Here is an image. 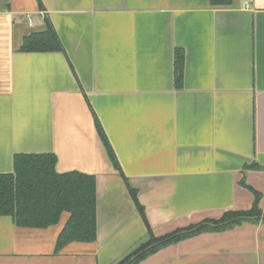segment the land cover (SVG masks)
Masks as SVG:
<instances>
[{
	"label": "crops",
	"instance_id": "0c3cea01",
	"mask_svg": "<svg viewBox=\"0 0 264 264\" xmlns=\"http://www.w3.org/2000/svg\"><path fill=\"white\" fill-rule=\"evenodd\" d=\"M51 23L59 52L24 53ZM182 52V75L177 58ZM264 210V0H0V174L19 154L97 180V240L57 251L0 216V264H115L149 239ZM144 241V242H142ZM139 264H264V218L170 244Z\"/></svg>",
	"mask_w": 264,
	"mask_h": 264
},
{
	"label": "trees",
	"instance_id": "16d2710c",
	"mask_svg": "<svg viewBox=\"0 0 264 264\" xmlns=\"http://www.w3.org/2000/svg\"><path fill=\"white\" fill-rule=\"evenodd\" d=\"M212 7H229L234 0H208ZM62 45L51 23L44 32L23 38L19 48L24 53H50L62 51ZM184 55L177 58V70L182 75ZM95 117L96 128L116 170L124 178L129 192L148 228L149 239L115 264H139L163 247L205 232L223 231L264 218L260 203L262 195H255L253 207L248 211H229L220 220H210L178 230L173 234L155 237L138 201V192L122 173L107 135ZM55 154H19L14 158V171L0 174V216L11 217L21 228L47 229L57 225L63 214L70 215L59 236L57 251L72 242L92 243L97 240L98 191L95 176L78 171L59 173Z\"/></svg>",
	"mask_w": 264,
	"mask_h": 264
},
{
	"label": "rangeland",
	"instance_id": "374dc122",
	"mask_svg": "<svg viewBox=\"0 0 264 264\" xmlns=\"http://www.w3.org/2000/svg\"><path fill=\"white\" fill-rule=\"evenodd\" d=\"M142 242H144V241H142Z\"/></svg>",
	"mask_w": 264,
	"mask_h": 264
}]
</instances>
